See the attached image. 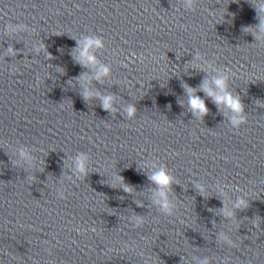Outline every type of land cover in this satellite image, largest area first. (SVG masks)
<instances>
[{
	"label": "clouds",
	"instance_id": "obj_1",
	"mask_svg": "<svg viewBox=\"0 0 264 264\" xmlns=\"http://www.w3.org/2000/svg\"><path fill=\"white\" fill-rule=\"evenodd\" d=\"M233 2L239 3V0H233ZM251 3L252 7L256 12V17L259 21L257 27L261 34H264V0H247ZM196 3V0H185V7L187 9H192ZM28 30V26L24 24H14L9 22L6 25V31L8 33L16 34ZM244 31L251 32L253 31L252 26L244 28ZM43 45H40L42 48ZM104 47L102 38L99 36L85 37L82 41H77V47L74 50L76 55H74V60L81 67H91L96 68L95 79L100 80L103 77L109 75L110 69L108 66L100 64L97 56L95 55V50H99ZM39 51V48L37 49ZM9 53L13 52L12 48L8 49ZM202 63H207L204 57L200 54L194 58V61L191 62V67L197 68L200 67ZM80 82L85 85V91L83 93L85 100L90 99L93 96L100 98L102 107L111 111L113 109V100L112 95H101L99 92H93L87 88L86 81L90 79L87 75H81L79 78ZM228 75L221 73L218 76H214L211 80L204 79L199 86V89L190 87L187 84H183L182 87L185 90L187 95V107L191 113L199 118L207 115L209 109L206 105V102L200 95L197 94L198 91H202L207 97L211 98L213 103L217 107L225 108L232 113L231 123L235 127L246 122V117L243 115L244 105L238 95H233L228 90ZM183 106V101H181ZM127 116L131 119L136 113V108L134 105H128L125 109ZM20 157L31 163L32 157L26 150H21L19 153ZM88 156L86 154H79L74 161V173L77 177H82L87 174L88 171ZM152 171L148 175L149 181L155 185V191L153 194V203L159 209V211L167 216L174 214V209L176 205L169 198V191L171 186L175 183V178L168 172L167 167L164 165H152ZM114 183H119L123 185V190L127 193H132L133 188L127 184H123V177L116 176L114 178ZM196 189L203 194L206 191L204 185L197 184L195 185ZM58 196L63 199L65 198L64 191L61 189L58 190ZM237 208L247 207V203L244 199H240L236 203ZM224 214L227 217L232 216V212L224 209ZM144 223V218L141 216H134L132 218L131 224L136 227L141 226ZM227 240V237H223ZM231 243V241H229ZM207 264V262H205Z\"/></svg>",
	"mask_w": 264,
	"mask_h": 264
}]
</instances>
